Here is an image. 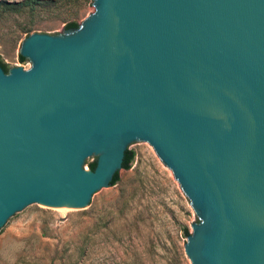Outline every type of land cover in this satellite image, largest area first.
<instances>
[{
  "label": "water",
  "instance_id": "water-1",
  "mask_svg": "<svg viewBox=\"0 0 264 264\" xmlns=\"http://www.w3.org/2000/svg\"><path fill=\"white\" fill-rule=\"evenodd\" d=\"M65 37L0 67V229L23 208L80 210L130 142L190 200L191 264H264V0H94Z\"/></svg>",
  "mask_w": 264,
  "mask_h": 264
},
{
  "label": "rangeland",
  "instance_id": "rangeland-1",
  "mask_svg": "<svg viewBox=\"0 0 264 264\" xmlns=\"http://www.w3.org/2000/svg\"><path fill=\"white\" fill-rule=\"evenodd\" d=\"M32 1V9L0 12L8 71L31 67L19 60L28 37H65L69 23L81 27L96 12L94 0ZM127 149L135 154L131 167L84 209L23 208L12 216L0 229V264H191L185 244L200 216L150 144L134 140Z\"/></svg>",
  "mask_w": 264,
  "mask_h": 264
},
{
  "label": "trees",
  "instance_id": "trees-1",
  "mask_svg": "<svg viewBox=\"0 0 264 264\" xmlns=\"http://www.w3.org/2000/svg\"><path fill=\"white\" fill-rule=\"evenodd\" d=\"M34 2L32 0H26L20 3H8L6 1H0V12H10V13H19L22 10L30 7L32 9V4ZM78 25L76 23H69L67 26V29L69 28H77ZM19 60L20 62H23L25 60L24 57H22L21 55H19ZM0 67L7 72L8 71V66L1 60L0 58ZM135 154L132 150L127 149L124 155V159L122 162V169L124 170H128L131 167V164L134 160ZM119 172H117L112 181L110 186H114L119 182ZM185 235L187 234V230H185ZM61 264H65V263H61ZM66 264H70V263H66Z\"/></svg>",
  "mask_w": 264,
  "mask_h": 264
}]
</instances>
